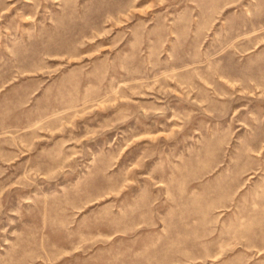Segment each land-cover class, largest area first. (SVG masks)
<instances>
[{"label":"rangeland","instance_id":"374dc122","mask_svg":"<svg viewBox=\"0 0 264 264\" xmlns=\"http://www.w3.org/2000/svg\"><path fill=\"white\" fill-rule=\"evenodd\" d=\"M0 264H264V0H0Z\"/></svg>","mask_w":264,"mask_h":264}]
</instances>
